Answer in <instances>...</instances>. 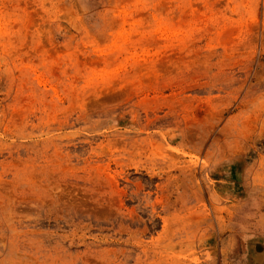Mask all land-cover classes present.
<instances>
[{
	"label": "rangeland",
	"instance_id": "rangeland-1",
	"mask_svg": "<svg viewBox=\"0 0 264 264\" xmlns=\"http://www.w3.org/2000/svg\"><path fill=\"white\" fill-rule=\"evenodd\" d=\"M0 264H264V0H0Z\"/></svg>",
	"mask_w": 264,
	"mask_h": 264
}]
</instances>
